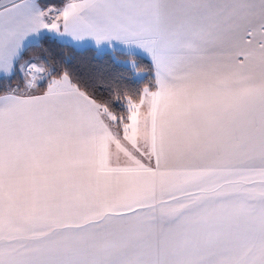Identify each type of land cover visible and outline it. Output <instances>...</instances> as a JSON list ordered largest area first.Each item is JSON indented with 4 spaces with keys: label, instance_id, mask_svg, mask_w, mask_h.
Masks as SVG:
<instances>
[{
    "label": "snow or ice",
    "instance_id": "1",
    "mask_svg": "<svg viewBox=\"0 0 264 264\" xmlns=\"http://www.w3.org/2000/svg\"><path fill=\"white\" fill-rule=\"evenodd\" d=\"M46 33L149 82L97 98ZM0 81V264H264V0H0Z\"/></svg>",
    "mask_w": 264,
    "mask_h": 264
},
{
    "label": "trees",
    "instance_id": "2",
    "mask_svg": "<svg viewBox=\"0 0 264 264\" xmlns=\"http://www.w3.org/2000/svg\"><path fill=\"white\" fill-rule=\"evenodd\" d=\"M49 1L56 5L64 3V0ZM32 53L44 54L58 69L66 67L72 74L74 83L78 82L82 88L86 86L101 99L107 97L110 87L118 86L122 91H134L149 82L147 78L135 80L132 70L117 61L119 57H130L120 51L99 52L93 47L68 46L63 41L45 35L40 39L39 46L29 47L25 51L24 57ZM131 58L136 59L146 71L150 68L149 62L144 58ZM68 61L70 63H66Z\"/></svg>",
    "mask_w": 264,
    "mask_h": 264
},
{
    "label": "rangeland",
    "instance_id": "3",
    "mask_svg": "<svg viewBox=\"0 0 264 264\" xmlns=\"http://www.w3.org/2000/svg\"><path fill=\"white\" fill-rule=\"evenodd\" d=\"M42 3H44V4H51V5H55L56 7H59V6H61V5H56L55 3H53V2H50L49 0H42ZM53 38V37H52ZM56 39V38H55ZM33 56H36V57H40V56H44L45 57V55L44 54H37V53H32V54H30L29 56H27V57H24V59H29V58H31V57H33ZM132 59H134V58H131V57H119V58H117V61L120 63V64H122V65H124V66H127V67H129L131 70H132V72H133V74H132V76H133V78L135 79V80H141V79H139L137 76H136V71H139V72H141V73H143V72H146V69L142 66H139L138 67V69H133L132 68V66H131V64H129V63H127V61H130V60H132ZM145 60H147L146 58H144ZM136 60V59H135ZM148 61V60H147ZM136 62H137V64L139 65V62L136 60ZM20 81H19V77L17 76L16 78H14V79H12L11 80V84H13V85H15V84H17V83H19ZM6 82H1L0 81V88H3L4 87V84H5ZM144 87V86H143Z\"/></svg>",
    "mask_w": 264,
    "mask_h": 264
},
{
    "label": "crops",
    "instance_id": "4",
    "mask_svg": "<svg viewBox=\"0 0 264 264\" xmlns=\"http://www.w3.org/2000/svg\"><path fill=\"white\" fill-rule=\"evenodd\" d=\"M62 6V5H61ZM61 6H59V7H61ZM45 35H47V36H49V37H53V36H51L50 34H45ZM44 35V36H45ZM53 38H55V37H53ZM57 39V38H56ZM57 40H59V39H57ZM59 41H61V40H59ZM75 47H77V46H75ZM81 47H93V46H91V45H84V46H80V47H78V48H81ZM93 48H95V47H93ZM96 49V48H95ZM97 50V49H96ZM97 51H99V52H103V51H110V50H108V49H103V50H97ZM147 59V58H146Z\"/></svg>",
    "mask_w": 264,
    "mask_h": 264
}]
</instances>
